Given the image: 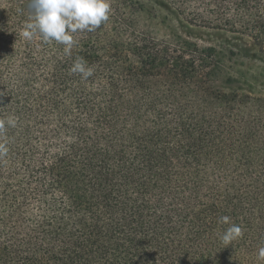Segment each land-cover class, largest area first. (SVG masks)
<instances>
[{
	"label": "trees",
	"instance_id": "16d2710c",
	"mask_svg": "<svg viewBox=\"0 0 264 264\" xmlns=\"http://www.w3.org/2000/svg\"><path fill=\"white\" fill-rule=\"evenodd\" d=\"M110 2L68 56L23 37L27 0H0V264H264V95L231 86L218 45L156 26L264 54V0ZM222 216L243 229L226 247Z\"/></svg>",
	"mask_w": 264,
	"mask_h": 264
},
{
	"label": "clouds",
	"instance_id": "9594fccd",
	"mask_svg": "<svg viewBox=\"0 0 264 264\" xmlns=\"http://www.w3.org/2000/svg\"><path fill=\"white\" fill-rule=\"evenodd\" d=\"M27 6L29 18L22 31L23 37L31 40L39 36L45 43L54 41L64 46V52L68 56L77 44L74 34L96 31L109 20L112 11L110 0H27ZM71 71L80 74L84 80L93 75V69L87 66L83 57H77ZM15 125L14 117L0 119V137ZM8 153L7 142L0 139V160L6 158ZM219 222L229 225L220 237L225 247L242 238L243 229L233 223L230 217L222 216ZM258 259L264 261V247L259 249Z\"/></svg>",
	"mask_w": 264,
	"mask_h": 264
},
{
	"label": "rangeland",
	"instance_id": "374dc122",
	"mask_svg": "<svg viewBox=\"0 0 264 264\" xmlns=\"http://www.w3.org/2000/svg\"><path fill=\"white\" fill-rule=\"evenodd\" d=\"M148 2V0H146ZM157 29L159 35L174 33L182 37L198 42L201 46L218 45L223 54H217L222 60L220 69L227 78H231V86L244 88L256 96L264 95V54H258L252 49V53L245 54L243 49L249 48L246 40L232 39L225 34H215L214 32L195 27L187 23H179L170 17L165 20V11H159ZM164 21V22H163ZM162 22V23H160ZM225 77V76H224ZM223 77V80L225 78ZM259 115L255 107L250 117L256 118ZM264 119V109L261 112Z\"/></svg>",
	"mask_w": 264,
	"mask_h": 264
}]
</instances>
